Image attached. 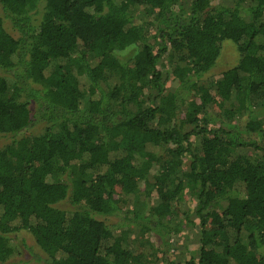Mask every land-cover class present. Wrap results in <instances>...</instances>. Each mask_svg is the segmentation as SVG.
Returning a JSON list of instances; mask_svg holds the SVG:
<instances>
[{
  "label": "trees",
  "instance_id": "16d2710c",
  "mask_svg": "<svg viewBox=\"0 0 264 264\" xmlns=\"http://www.w3.org/2000/svg\"><path fill=\"white\" fill-rule=\"evenodd\" d=\"M0 12V264L30 263L25 236L36 264H155L133 233L174 264L187 226L199 250L186 264H264V0ZM224 41L240 60L208 87Z\"/></svg>",
  "mask_w": 264,
  "mask_h": 264
},
{
  "label": "rangeland",
  "instance_id": "374dc122",
  "mask_svg": "<svg viewBox=\"0 0 264 264\" xmlns=\"http://www.w3.org/2000/svg\"><path fill=\"white\" fill-rule=\"evenodd\" d=\"M0 17H2V14L0 12ZM5 27L6 30L14 37H17V33H15L14 31H12L11 26L9 24V22H5ZM133 56V51H128L125 55L124 58L128 59L131 58ZM240 60V55L235 47V45L233 43H231L230 41H224L222 44V50H221V54L220 57L217 61V65L214 68V70L206 75L204 77V81L207 84L208 87H211V85L213 83H215L216 81H218L222 74L227 71L230 68H233L234 66H236L238 64ZM110 82L113 84H116V79L115 77H112L110 79ZM178 86V82L174 81L172 83H170V87L172 88H176ZM103 87L107 90L106 86L103 85ZM42 126V125H40ZM34 133L39 132V126L37 128V131H32ZM7 142V139H5L4 137L0 136V148ZM140 192H144L143 190V185H141L140 187ZM155 199V198H154ZM188 204L191 203L190 202V197L188 196ZM130 207H131V203ZM195 204H189V205H185L184 207V211H186L188 214H191L194 212V210H192V208H194ZM61 209H69L67 204H62L61 205ZM192 215V214H191ZM190 220L195 221L198 224V220L194 217L189 218ZM178 238L176 239V244L173 243L175 245V250L177 249V251L172 252L173 258L172 261H174V264H186L187 262H189L191 259H198V250H199V228H193L191 226H187L186 229H183V233L179 234L177 236ZM26 240V244L28 245L29 250L27 252L24 253V255L20 258H17V260H25V261H30L29 264H36L39 260H41L43 257V255L41 254V251H39V249L35 246L34 241L29 237V236H25L24 237ZM147 242L146 238L141 241V238L139 235L133 233L131 234V242H130V247L137 252L138 254L143 255L145 258H148V256L154 255V257L156 256V262L155 264H168L167 262L164 261V258H162L161 255H157L155 252L157 251L159 245H160V241H154L151 240L152 244L150 245H144L142 246V243ZM172 242V240H171Z\"/></svg>",
  "mask_w": 264,
  "mask_h": 264
}]
</instances>
